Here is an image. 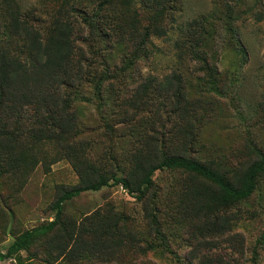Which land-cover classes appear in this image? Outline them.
<instances>
[{
	"label": "trees",
	"instance_id": "obj_1",
	"mask_svg": "<svg viewBox=\"0 0 264 264\" xmlns=\"http://www.w3.org/2000/svg\"><path fill=\"white\" fill-rule=\"evenodd\" d=\"M56 1L53 12L27 9L18 0L0 2V230L12 234L8 203L21 194L39 166L49 172L54 164L67 161L79 182L60 191L51 205L52 220L16 235L0 251V262L153 264L140 258L156 250L146 241L156 237L159 253L174 255L177 264H237L204 261L198 254L202 242L183 263L166 241L155 190L158 171L187 173L191 182L182 195L187 210L182 226L219 238L230 231L226 212L247 202L264 178V153L251 140L247 156L255 160L228 172L189 152L197 144L194 122H203L201 104L213 102L205 94H221L217 67L201 53L207 32L179 44V63L184 55H194L201 62L198 72L207 77L203 83L195 86L181 67L162 77L141 74L136 80L131 70L140 58L152 56L148 44L169 36L165 21L182 0ZM140 8L148 12L145 18ZM199 25L188 30L194 32ZM236 49L245 59L240 42ZM115 53L122 59L120 68L113 64ZM85 100L96 105L111 140L98 162L89 154L90 143L80 137V103ZM110 109L118 116L117 124L110 122ZM142 112L155 118L146 120L149 133L134 124ZM164 113L170 115L167 123L162 121ZM118 124L129 125L135 137L124 158L115 152ZM117 186L143 203L146 230L114 208L82 217L67 213L66 206L83 193Z\"/></svg>",
	"mask_w": 264,
	"mask_h": 264
},
{
	"label": "rangeland",
	"instance_id": "obj_2",
	"mask_svg": "<svg viewBox=\"0 0 264 264\" xmlns=\"http://www.w3.org/2000/svg\"><path fill=\"white\" fill-rule=\"evenodd\" d=\"M18 1L27 9L38 7L40 10L46 8L50 10L48 12H53L57 8L56 0ZM258 1L259 3L252 0H182L173 8L172 17L165 21L171 30L169 36L154 39L153 45L148 44L152 56L149 59L140 58L131 70L137 80L141 74L162 77L181 67L186 77H190L197 86L198 82L203 83L207 79L204 72H198L201 62L194 55L186 54L180 64L179 46L182 44L181 40L187 41L207 32L201 53L209 63L217 67L221 94H205L204 97L213 102L201 104L203 122H194L197 144L189 152L199 160L212 161L226 170L224 172L255 160L247 156L249 140L264 153V104H259L264 101V0ZM139 10L141 17L145 18L148 12L141 8ZM197 24L200 25L194 32L188 30L190 26ZM181 28L184 33H181ZM238 42L246 50L245 59L236 49ZM113 64L119 68L123 66L119 53L114 54ZM198 78L202 80L199 81ZM80 104V137L90 143L89 154L98 162L105 149L110 146L111 140L105 134V121L96 105L87 100ZM139 116L141 119L137 118L134 124L144 133H149L151 127L146 120L152 122L155 118H149V114L143 112ZM169 116L164 113L162 121L167 123ZM110 118L111 123H118L116 113H111ZM130 128L129 125L117 126L114 141L118 157L124 158L132 147V140H135L129 134ZM190 179L187 173L170 170L158 171L154 177L155 190L159 193L157 204L161 211L160 223L170 250L186 263L190 260L192 249L202 242L204 245L198 254L204 261L211 259L217 263L220 260H232L237 264H264V243L261 241L264 236V178L259 180L256 192L247 202L226 212V215L231 216L230 231L219 238L214 234L182 226L181 222L186 220L187 213L183 208L186 204L183 203L182 195L187 190L186 184H190ZM78 182L77 174L67 161L54 164L49 172L39 166L21 194L8 203L12 234L0 230V251H5L16 235L52 220L54 216L51 205L60 191L72 188ZM108 208L120 210L135 220L141 230H146L143 203L129 195L121 186L83 193L66 206V211L70 215L82 217ZM203 223L204 220L199 222ZM146 241L153 242L156 250L146 257L137 255L141 260L147 259L153 264H177L174 255L159 253L158 238L147 237ZM208 241L213 243L206 245ZM212 244L215 245L211 249L209 247ZM23 256L26 257L27 252H23ZM0 264L17 263L15 260H7ZM37 264L44 263L37 261Z\"/></svg>",
	"mask_w": 264,
	"mask_h": 264
}]
</instances>
